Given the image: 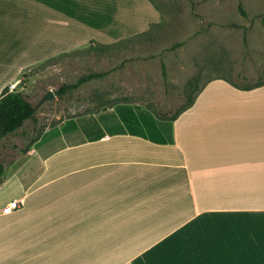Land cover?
Instances as JSON below:
<instances>
[{
	"label": "crops",
	"instance_id": "crops-1",
	"mask_svg": "<svg viewBox=\"0 0 264 264\" xmlns=\"http://www.w3.org/2000/svg\"><path fill=\"white\" fill-rule=\"evenodd\" d=\"M161 21L151 0H0V93ZM3 166L0 264H264V85L212 79L173 121L73 115Z\"/></svg>",
	"mask_w": 264,
	"mask_h": 264
},
{
	"label": "rangeland",
	"instance_id": "rangeland-1",
	"mask_svg": "<svg viewBox=\"0 0 264 264\" xmlns=\"http://www.w3.org/2000/svg\"><path fill=\"white\" fill-rule=\"evenodd\" d=\"M151 1L162 21L147 33L115 48L89 44L21 75L13 89L28 96L37 121L27 120L0 139L3 164L23 153L46 127L70 116L123 103L169 119L210 79L253 85L264 77V0ZM90 72L107 74L56 94ZM193 79L196 87L186 90ZM49 90L53 98L41 102Z\"/></svg>",
	"mask_w": 264,
	"mask_h": 264
},
{
	"label": "trees",
	"instance_id": "trees-1",
	"mask_svg": "<svg viewBox=\"0 0 264 264\" xmlns=\"http://www.w3.org/2000/svg\"><path fill=\"white\" fill-rule=\"evenodd\" d=\"M240 11L243 15H245V13L241 9V7H240ZM156 25H158V24H156ZM147 32H144L142 34H138V35L132 36L130 38H127V39H124V40H121V41H118L115 43H111V44H100V43H97L95 41H91L90 44H96V46L102 47V48H115V47L121 46L122 44H125V42L129 41L130 39H133L134 37L141 36ZM57 58L58 57H54V58L46 61L45 63L51 62ZM161 66H162V73H163V76L165 78L166 77L165 66L163 63L161 64ZM106 74H107L106 72H90V73L82 76L81 78H79L77 80V82L74 84L61 86L56 91V94L58 96H62L64 94L68 93L69 91L78 88L81 84L87 83L91 79L102 78ZM221 79L227 81L228 83H230L234 87L241 89V90H250V89L264 85V77L258 78L256 83L253 85H248V84L238 85L229 79H225V78H221ZM210 80H212V79H210ZM210 80H208V81H210ZM207 82H205L201 87L198 88L195 86L196 80H194V79L191 80L187 84L186 90L189 88H193V87H196V90L193 92L192 96L189 98L187 104L181 110L177 111L169 119H164V120L173 121L183 111H185L187 108H189L193 104L197 94L201 91V89L204 87V85ZM35 113H36V108L29 101V98L27 95H25L21 91L15 90V89L10 90V88L6 86L0 93V139H2L3 137H5L7 135L14 134L16 131H18L19 129H21L24 126V124L27 120H31L32 122H36L37 119L35 117ZM40 135H41V133L37 136V138ZM3 171H4V166H3V163L0 161V176L3 174Z\"/></svg>",
	"mask_w": 264,
	"mask_h": 264
},
{
	"label": "built area",
	"instance_id": "built-area-1",
	"mask_svg": "<svg viewBox=\"0 0 264 264\" xmlns=\"http://www.w3.org/2000/svg\"><path fill=\"white\" fill-rule=\"evenodd\" d=\"M14 88V87H13ZM13 88H11L10 90H13ZM19 207V203L18 201H12L10 203H8L5 207H3L2 212L3 213H11L12 211H14L15 209H17Z\"/></svg>",
	"mask_w": 264,
	"mask_h": 264
},
{
	"label": "water",
	"instance_id": "water-1",
	"mask_svg": "<svg viewBox=\"0 0 264 264\" xmlns=\"http://www.w3.org/2000/svg\"><path fill=\"white\" fill-rule=\"evenodd\" d=\"M54 96L53 92L51 90H49L46 95H44V97L42 98L41 102L45 101V100H49L52 99Z\"/></svg>",
	"mask_w": 264,
	"mask_h": 264
},
{
	"label": "bare ground",
	"instance_id": "bare-ground-1",
	"mask_svg": "<svg viewBox=\"0 0 264 264\" xmlns=\"http://www.w3.org/2000/svg\"><path fill=\"white\" fill-rule=\"evenodd\" d=\"M20 83V82H19ZM18 84V83H17ZM16 87V86H15Z\"/></svg>",
	"mask_w": 264,
	"mask_h": 264
}]
</instances>
